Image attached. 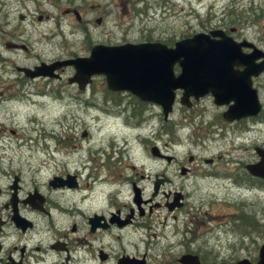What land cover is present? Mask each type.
<instances>
[{"label": "flooded vegetation", "instance_id": "1", "mask_svg": "<svg viewBox=\"0 0 264 264\" xmlns=\"http://www.w3.org/2000/svg\"><path fill=\"white\" fill-rule=\"evenodd\" d=\"M125 2L130 4L134 1ZM261 2L250 0L248 11L236 12L234 25H203L189 35L179 38L190 37L195 33H208L209 39L223 36L238 45L236 59L233 64H229L231 71L235 73L229 82L234 84L235 95L239 101L250 98L248 95L252 96L251 92L255 94L260 109L257 114L227 119L224 113L228 106L233 104V99L228 95L217 102L209 89L196 98L193 95L188 96L187 105L179 101L183 89H174L171 109L164 116L159 102L141 98L129 90L110 89L105 85L102 74L92 75L82 88L68 81L74 71L71 66L53 68L51 73L48 69L45 74L30 75V72L40 65L49 66L76 56H57L50 59L48 49L43 52L34 46L35 40L29 41L30 33L36 32L34 29L28 28L23 32L19 27H15L4 31L2 26L9 23L8 12L11 11L13 3L24 10L17 14L19 20L26 19L28 4H31L37 11L35 19L40 22L48 18L46 13L43 15V12H46L44 6L57 3L55 0H0V103L3 102L4 90L12 87L20 91L8 94V97L31 105L28 110L30 114L23 117L28 123L29 132L17 134L14 129L8 128L5 133L3 126H0V264H130V259L140 261L134 264H181L179 258L184 254L196 255L199 264H225L243 260L246 264L258 263L260 250L264 245V206L257 208L256 205L260 202L257 200V192L264 191V177L250 173L248 166L260 161L259 150L264 151V145L251 144L250 155L242 162L240 158L232 159L236 146L230 143V147L219 155L209 154L204 157L197 153L194 157L191 153L180 156L181 154H175V150L161 148L156 140L160 137L161 129L170 139L176 134L178 122L170 118L176 102L184 105L187 108L186 113L192 117L201 115L200 112H195L194 108L200 102L203 112L209 110L207 124L224 127V138L228 135L227 126H235L237 131L243 130L241 133H244L259 113L264 111L263 102L259 97L263 84L261 76L264 73V5ZM77 10L82 8L72 7L64 11L74 15L76 27L82 26L86 29L83 25L85 20ZM104 17L105 12L93 21L96 25H101ZM258 19H262V22L258 23ZM213 30H219L221 36L211 35L210 31ZM54 34L61 35V28L55 30ZM179 39L170 43L150 39L145 35L136 40L123 37L116 40L93 38L87 55L94 45L160 42L172 46ZM67 67L72 68V73L65 78L66 84L76 91V96L68 98L75 101L76 108L82 109L85 115L97 111L103 114L104 119L111 118L109 123L113 129H117L119 125L124 128H118L123 134V139H135L139 144L149 138L151 146L148 150L149 164L146 163V169L144 165L138 168L127 164L119 167L126 169L127 174L122 178H119V175L115 178L112 167L104 165L102 176L99 173L93 175L91 164L80 160L87 161L83 153L92 149V133L88 128L80 133L81 137L89 138L85 146L73 143L68 154L65 153L67 150L62 149L64 141L58 137L55 149L40 150L39 152H44V156L40 157L37 164L26 165L25 162L34 163L35 158L30 154L33 151L27 150L25 153L22 149L13 147L25 145L32 138L33 134L30 132H34L36 126L34 114L39 113L42 101L46 100L47 104L50 99L48 95L51 94L57 99L61 98L62 72ZM179 70V65L174 63L173 74H178ZM50 81H55L58 85L51 87ZM94 84L100 91L95 89ZM87 88L89 94L82 96V92ZM126 110H130L129 114H126ZM155 110H159L160 116ZM58 115H61V110L54 117L57 118ZM76 117L75 120L81 124L83 118L77 111ZM98 119L99 116L95 114L93 121ZM94 146L99 149L95 144ZM209 148L205 146V149ZM84 149L86 151H83ZM57 153L61 155V159H58ZM183 156H187L185 161H178V158ZM220 159L223 160L224 166H232L234 169L229 173L225 172V178L237 186L251 190L256 198V205L249 202V205L243 206L242 214L221 215L226 217L225 220L231 226L232 230L228 234L220 230L226 222L214 226L209 224V208L204 210L203 199H192L187 191L188 180H192L193 175L201 169L198 166L199 160L210 167ZM163 162L166 165H162ZM171 163L172 165H168ZM27 171H32L29 179L25 177ZM45 172L49 174L41 181L33 175L40 176ZM145 180L149 181L147 194ZM156 208H163L166 212L163 220L158 219L157 223L161 228L169 225L166 230L169 235L163 233V243L157 239L155 231L149 233L152 222L148 217H152ZM167 217L170 218L169 223L165 220ZM137 230H143L153 237L151 242L150 239L137 238V241L144 245L142 251H138L136 245L131 244L134 241L133 234ZM211 236L218 239L217 244H214L218 248L217 255L210 251ZM170 237H175L178 241L175 244L180 247L177 255L170 253L173 248ZM225 237L229 238L222 239ZM155 244L164 248L157 255L149 252V249L156 250ZM130 247H133V250ZM226 248H229L232 254L225 256ZM208 251L210 256L205 255Z\"/></svg>", "mask_w": 264, "mask_h": 264}, {"label": "rangeland", "instance_id": "2", "mask_svg": "<svg viewBox=\"0 0 264 264\" xmlns=\"http://www.w3.org/2000/svg\"><path fill=\"white\" fill-rule=\"evenodd\" d=\"M57 5L44 6L43 15L48 16L47 19L37 21L35 15L37 11L32 8L31 4H28V13L26 19L19 20L17 14L24 12L19 8V5L13 3V7L9 14V23L2 26L3 30L7 31L15 27H19L23 32L28 28L35 30L36 32L30 33L29 41L33 42L34 46L43 50L48 49V58H54L61 56V58H67L71 56H83L87 55L88 47L93 42V38H108L110 40H116L119 38L125 39H140L145 35L150 39H159L160 41L172 43L173 40L179 39L185 35H189L192 31L197 30L200 26H216L221 27V24L234 25L236 12L248 11L250 0H128L134 1L133 3H127L125 0H55ZM263 2L264 0H255ZM264 5V3H262ZM80 5V6H77ZM98 6V7H97ZM72 7H81L82 10H77L80 17L85 20L83 25L78 28L75 26L74 15L65 12V9ZM22 10V11H21ZM26 12V11H25ZM105 17L102 20L101 25H96L94 19L99 15ZM249 13V12H248ZM262 19H258V23H261ZM61 28V35H55L54 31ZM86 30V31H85ZM5 36V35H3ZM49 37V38H48ZM41 40V42H39ZM45 56V54H44ZM72 73V68H64L61 79V98L56 96H49V101H42V106L39 109V113L34 114L36 126L35 131L30 132L33 134L32 138L27 141L25 145H16L15 149H22L26 151H33L32 154L35 158L33 164L28 166H35L40 157L44 156V152L40 150H53L56 148V139L64 141L63 150H67L68 153L72 149L73 143H80L85 146V142L89 139L81 137L80 133L85 128L91 130L92 137V149L86 151L84 149L83 154L85 159H80L83 162L91 164V172L93 175L99 173L104 174V165L112 167V173L115 178H122L126 175V169L119 167L127 164L138 167L144 165L146 169L149 164L148 150L151 146L147 138L145 141L136 142L135 139L129 140L123 139L122 126H118L117 129H113V126L109 123L111 118L106 120L103 114L100 112H91L90 114L84 113L82 109L76 108L75 101L70 97L76 96V91L72 86L66 84L65 78ZM263 81L262 88L259 90V97L263 102L264 109V73L261 76ZM51 87L57 86L58 83L50 81ZM95 89L100 91V88L95 84ZM20 89L9 87L4 90L2 96L3 102L0 103V126H3V132H7L8 128L14 129L17 134H25L29 132L28 123L25 122L23 117L30 114L31 105L27 102L14 100L13 97H8V94H14L19 92ZM51 91V89H50ZM14 92V93H13ZM57 94V92L55 91ZM89 94V88L82 92V96ZM7 95V96H6ZM55 100V101H54ZM205 101V100H203ZM202 101V102H203ZM203 104V103H202ZM204 106V105H203ZM76 108V110H75ZM195 112H200V116L192 117L186 113V107L176 102L175 107L170 114L172 121H177L176 134L170 139L165 131H160V137L157 141L161 148L166 147L171 151L175 150L177 155H184L185 153H191L194 157L198 155L208 157L209 154L219 155L226 148H229V143L236 146L235 152L232 154V159L240 158L242 162L247 160L250 155L251 144L264 145V111L259 113L254 121H252L251 127L243 132V130L237 131L235 126H227V136L224 138V127L218 125L210 126L207 124L210 114L209 110L203 112L200 102L195 106ZM64 109V110H63ZM61 110V115L57 118V112ZM63 111V113H62ZM77 113L83 118L80 124L75 120ZM117 110L114 111L117 112ZM130 110H126V114H129ZM154 112V111H153ZM157 115L159 110H155ZM41 113V114H40ZM95 114L99 116L98 121H93ZM169 116V115H168ZM200 119H199V118ZM31 118V117H30ZM92 118V119H91ZM32 119V118H31ZM207 119V120H206ZM199 120V122H198ZM93 123H97L94 126ZM162 124V122H161ZM239 128V127H237ZM28 130V131H27ZM220 130L222 132H220ZM50 133V134H49ZM225 133V130H224ZM49 134V135H48ZM244 134V136H243ZM48 135V136H46ZM114 135V136H113ZM245 135L247 137H245ZM45 136V137H44ZM45 139H47L45 141ZM102 140V142H101ZM21 141H18L20 143ZM129 145H128V144ZM134 143V144H133ZM99 149H96V147ZM210 147L205 149V146ZM96 149V150H94ZM38 150V151H37ZM92 150V151H91ZM107 151L108 153H105ZM139 151V152H138ZM137 153L139 155H137ZM65 155V154H63ZM58 159H61V155L57 153ZM68 156V155H65ZM179 156V157H180ZM187 156L178 158V161H185ZM77 159V157H76ZM109 162V163H107ZM148 162V164H146ZM162 165H166L164 162ZM199 167L201 169L199 173L193 175L192 180H188L187 191L189 197L192 199L202 198L204 210L208 209L210 215L209 224L214 226L226 222L225 226L220 228L221 232L226 234L230 233L231 226L226 217L221 216L225 214L228 216L235 214H242L243 206L249 205V202L255 204V196L251 190H247L244 187H240L232 183L229 179L225 178V172L229 173L234 170L232 166H224L223 160L220 159L212 166L203 163L199 160ZM63 164L61 163V166ZM168 165H172L168 164ZM146 166V167H145ZM63 169L61 168V171ZM49 173H41L40 176H36L38 181L44 179ZM32 175V171H27L25 177L29 179ZM239 175L240 171H239ZM149 181L145 180L146 194L149 189ZM259 200L257 208L264 206V191L257 192ZM195 202V201H188ZM246 202V203H245ZM208 203V205H207ZM248 203V204H247ZM196 210V209H195ZM259 210V209H258ZM154 215H157L154 217ZM166 212L163 208H159L152 213V217H148L151 220V230L157 233V239L163 243V233L169 235L166 231L169 225L166 224L164 228L157 223V220H163V216ZM219 215V216H218ZM214 217V218H211ZM166 222H170V218L167 217ZM225 220V221H224ZM143 237L144 239L153 240L151 235L143 230H137L133 234L134 241L131 244L136 245L138 251L143 250V243L137 241V238ZM232 237V236H230ZM172 238L171 245H173L170 253L177 255L180 247H176L178 242L175 237ZM225 237L222 239H226ZM131 239V238H130ZM217 238L214 236L209 237L210 251L217 255ZM156 250L149 249L150 253L157 255V253L164 248L155 244ZM133 250V247H130ZM210 251L205 254L210 256ZM225 256L232 254L229 248L225 250Z\"/></svg>", "mask_w": 264, "mask_h": 264}, {"label": "water", "instance_id": "3", "mask_svg": "<svg viewBox=\"0 0 264 264\" xmlns=\"http://www.w3.org/2000/svg\"><path fill=\"white\" fill-rule=\"evenodd\" d=\"M220 33L219 30L210 31L213 36H221ZM208 35L195 33L175 41L172 46L160 42L94 45L87 56L62 59L49 66L40 65L30 75L45 74L48 69L51 73L53 68L71 66L74 71L68 81L82 88L92 75L102 74L105 85L110 89L129 90L141 98L159 102L164 116L171 109L172 91L176 88L183 89L179 101L186 105L188 96L193 95L196 98L208 89L217 102L230 95L233 104L224 113L227 119L257 114L260 105L255 94L251 92L252 96L248 95L250 98L239 101L235 95L234 84L229 82L235 74L229 64H233L236 59L238 45L229 38L221 36L218 39H209ZM174 63L180 67L176 75L172 72ZM259 156L260 161L249 165L248 169L250 173L264 177V151L259 150ZM139 262L130 259V264ZM179 262L199 264L197 256L191 254L181 255ZM246 263L243 260L225 264ZM257 264H264V245Z\"/></svg>", "mask_w": 264, "mask_h": 264}]
</instances>
